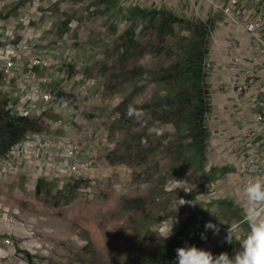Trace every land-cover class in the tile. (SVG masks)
Listing matches in <instances>:
<instances>
[{
  "label": "rangeland",
  "instance_id": "1",
  "mask_svg": "<svg viewBox=\"0 0 264 264\" xmlns=\"http://www.w3.org/2000/svg\"><path fill=\"white\" fill-rule=\"evenodd\" d=\"M119 1L120 8L105 0H0L9 41L27 40L26 57L45 54L54 64L14 81L47 75L61 99L19 117L0 95V166L8 167L0 172V218H8L0 240L8 264H176L175 250L186 243L231 258L249 231L238 155L226 148L234 134L213 115L204 64L181 67L197 34L206 64L222 14L208 5L187 18L173 0ZM88 81L93 87L84 91ZM158 105L166 109L156 118L149 113ZM34 139L41 148L30 161L11 158L12 147ZM172 179L186 180V192ZM163 221L174 224L167 239ZM207 222L218 235L205 231Z\"/></svg>",
  "mask_w": 264,
  "mask_h": 264
},
{
  "label": "built area",
  "instance_id": "2",
  "mask_svg": "<svg viewBox=\"0 0 264 264\" xmlns=\"http://www.w3.org/2000/svg\"><path fill=\"white\" fill-rule=\"evenodd\" d=\"M178 1L198 17L199 8L195 5L198 0ZM209 4L213 14L218 12L228 17L245 34L264 37V0H218ZM10 30L0 28V95L4 106L19 117L39 114L48 109V104L59 107L61 99L50 90L47 75L32 81H14L25 69H38L45 74L54 64L45 54L26 57L27 50L33 44L24 39L16 44L11 43L9 40L13 35ZM259 50L264 54V42H260ZM92 82H86L82 89H91ZM232 90L239 101L250 103L253 111L247 123L226 144L228 151L238 155L233 168L243 175L244 187L250 179L264 178V74L255 66H247L233 82ZM53 124L55 128L59 127V123ZM38 147L41 148L38 139L15 145L10 150L11 158L23 164L30 161ZM7 169V166H0V172H7ZM7 222L6 216L0 218V224Z\"/></svg>",
  "mask_w": 264,
  "mask_h": 264
},
{
  "label": "crops",
  "instance_id": "3",
  "mask_svg": "<svg viewBox=\"0 0 264 264\" xmlns=\"http://www.w3.org/2000/svg\"><path fill=\"white\" fill-rule=\"evenodd\" d=\"M173 1L181 15L187 18L195 16L180 1ZM216 1L218 0H198L195 5L200 9L210 6L209 2ZM221 17L217 19L215 30L209 36L205 67L213 115L218 117V114H222V119L226 120L222 128L230 136L238 133L253 112L250 103H242L237 99L232 90L233 82L250 65L264 74V54L259 50L264 37L247 35L231 19L224 15ZM6 257V241L0 240V264H8Z\"/></svg>",
  "mask_w": 264,
  "mask_h": 264
},
{
  "label": "clouds",
  "instance_id": "4",
  "mask_svg": "<svg viewBox=\"0 0 264 264\" xmlns=\"http://www.w3.org/2000/svg\"><path fill=\"white\" fill-rule=\"evenodd\" d=\"M171 183L184 191V186L190 185L186 180L172 179ZM242 196L244 219L249 225V231L240 240V248L235 250L234 256L230 258L226 252L214 256L210 251L186 243L184 247L175 250L176 264H264V178L255 177L248 180L243 187ZM178 201L180 202L178 206L190 203L183 199ZM160 225H162L159 228L160 232L167 233L165 238H169L173 233V221L170 224L163 221ZM204 227L205 231L211 229L214 235L219 234V228L211 222H207ZM238 228V224L228 226L225 237L227 243H233V233ZM201 239L206 240L207 237L201 234Z\"/></svg>",
  "mask_w": 264,
  "mask_h": 264
},
{
  "label": "trees",
  "instance_id": "5",
  "mask_svg": "<svg viewBox=\"0 0 264 264\" xmlns=\"http://www.w3.org/2000/svg\"><path fill=\"white\" fill-rule=\"evenodd\" d=\"M102 1V0H101ZM105 2H106V5L108 6V7H114V8H120V5H122L121 3H120V1L119 0H105ZM130 8V7H129ZM131 12H133V11H130L129 10V13H131ZM132 17H133V13H131V15H130V17H129V20L132 22ZM189 20V22H192V20L191 19H188ZM194 22H197V21H195V20H193ZM203 38H204V35H200V34H197V35H195L193 38H192V40H193V42H192V46H195V47H191V49H190V54H189V60H187V61H185V62H181L182 63V65H181V67L182 66H186V68H194L195 66H197V64L201 61V64L203 63L204 64V67H205V58H204V60L202 59V57H201V55H200V51L199 50H201V49H197L198 48V46L200 45V43L202 42V40H203ZM208 40V39H207ZM205 69V68H204ZM181 73V72H180ZM206 71H204V76H205V78H207V76H206ZM202 78H203V76L202 77H200V79L199 80H202ZM183 82H182V80L180 79V76L179 75H176V81H175V87H177L176 88V91L178 90V89H181V85L180 84H182ZM206 82H204L203 83V81H200L199 83L197 82V83H195V85H197V84H199V85H203V86H205V88H206V84H205ZM169 84V83H168ZM168 84H166V85H168ZM193 99H194V102L192 103L193 104V109H195L196 108V103H195V101H196V98H194V97H192ZM198 100V103L200 102V100L199 99H197ZM176 102H177V104L178 103H184L185 102V99H184V101H183V99L181 98V97H178L177 99H176ZM160 106L163 108V110L160 108ZM172 108H173V106H172ZM164 109H166L165 107H163L162 105H158V108L156 109V110H153V111H150V115L152 114V115H154V117L156 116V118H159V117H161L163 114H164ZM170 110H171V107L169 108ZM161 110H162V112H161ZM176 112V109L173 111L172 110V113H175Z\"/></svg>",
  "mask_w": 264,
  "mask_h": 264
}]
</instances>
